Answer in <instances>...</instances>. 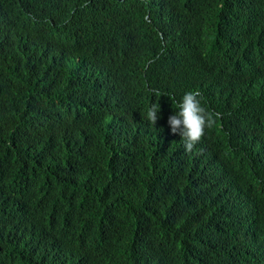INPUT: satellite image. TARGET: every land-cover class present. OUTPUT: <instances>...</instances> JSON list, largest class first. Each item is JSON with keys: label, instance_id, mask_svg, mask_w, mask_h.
<instances>
[{"label": "trees", "instance_id": "obj_1", "mask_svg": "<svg viewBox=\"0 0 264 264\" xmlns=\"http://www.w3.org/2000/svg\"><path fill=\"white\" fill-rule=\"evenodd\" d=\"M173 1L176 19L165 0H0V264H264V124L245 74L264 68V29L225 45L224 0ZM223 56L245 73L230 104L204 97L217 121L186 153L168 118Z\"/></svg>", "mask_w": 264, "mask_h": 264}, {"label": "clouds", "instance_id": "obj_2", "mask_svg": "<svg viewBox=\"0 0 264 264\" xmlns=\"http://www.w3.org/2000/svg\"><path fill=\"white\" fill-rule=\"evenodd\" d=\"M150 2L151 0H140ZM173 4L167 8V18L179 16L183 10L180 8V3L173 0H165ZM198 7H204L210 0H189ZM187 17V15H184ZM116 18V13L113 14V19ZM213 24L211 27L212 35L225 45H236L239 43L242 46L248 41V37L257 29H264V0H224L213 10ZM147 23L152 24L150 17L144 19ZM167 20V19H164ZM191 20V18H189ZM167 25V24H166ZM168 26L166 27V31ZM159 37L160 43H164L166 36L155 28ZM121 39L130 43L132 48L135 35L133 32L127 31L121 34ZM120 44V43H119ZM115 53L120 55V50L117 44ZM213 67L214 81L204 87L205 91L197 89H187L181 92L173 106V115L168 118L169 133L173 143H177L180 149L186 153H192L202 143L206 134L212 128L217 117L211 113L204 105L203 99L206 97L209 101L227 105L231 103L232 87H233V66L238 64L244 72L243 67L248 60H243V57L230 56L221 57ZM245 73V72H244ZM250 77L246 83L249 86V101L248 104L252 111L259 117V121L264 124V68L259 67L251 73H245ZM262 75V76H261ZM155 95H161L156 92ZM156 104H152L147 111V119L155 126L158 119Z\"/></svg>", "mask_w": 264, "mask_h": 264}]
</instances>
